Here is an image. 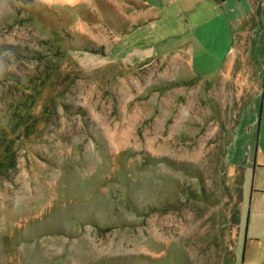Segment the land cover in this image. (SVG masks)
Instances as JSON below:
<instances>
[{"label":"rangeland","instance_id":"obj_1","mask_svg":"<svg viewBox=\"0 0 264 264\" xmlns=\"http://www.w3.org/2000/svg\"><path fill=\"white\" fill-rule=\"evenodd\" d=\"M258 1L229 68L172 0H0V264H264Z\"/></svg>","mask_w":264,"mask_h":264},{"label":"crops","instance_id":"obj_2","mask_svg":"<svg viewBox=\"0 0 264 264\" xmlns=\"http://www.w3.org/2000/svg\"><path fill=\"white\" fill-rule=\"evenodd\" d=\"M165 11H167V22L162 26L160 43L169 42L173 38L177 40V44L187 41L189 32L192 31L191 27L195 25L200 27L197 33L200 31L204 35L203 39H199L201 47H208V55L215 57V64L219 65L223 61V64L232 68L229 63L235 52L238 27L247 25L248 19L255 14V4L253 0H172ZM188 14L192 16L189 20H187ZM175 18L178 20L173 21ZM167 26H171V29H167ZM208 26L213 29H208ZM181 52L183 51L178 49L167 50L162 52L159 58L172 57ZM188 52L184 51L185 55ZM229 68L226 73L232 72ZM260 156H262L260 163L254 162V173L258 178L259 188L262 189L257 191L264 192V150L257 152V160Z\"/></svg>","mask_w":264,"mask_h":264},{"label":"trees","instance_id":"obj_3","mask_svg":"<svg viewBox=\"0 0 264 264\" xmlns=\"http://www.w3.org/2000/svg\"><path fill=\"white\" fill-rule=\"evenodd\" d=\"M253 1H255V2H259L258 0H253ZM260 3V2H259ZM257 4V5H260V4ZM259 6H257V12H258V14H259ZM244 179H245V177H244V174H242L241 175V177L237 180V182H236V186H238V188L241 190L240 191V195L242 196V190H243V183H244ZM235 222L236 223H239V221H240V218H239V214H238V216H235Z\"/></svg>","mask_w":264,"mask_h":264}]
</instances>
